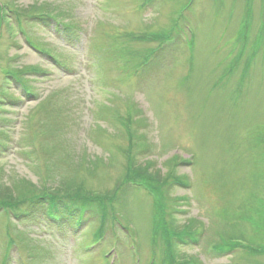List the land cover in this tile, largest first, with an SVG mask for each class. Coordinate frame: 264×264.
Masks as SVG:
<instances>
[{
	"label": "rangeland",
	"instance_id": "rangeland-1",
	"mask_svg": "<svg viewBox=\"0 0 264 264\" xmlns=\"http://www.w3.org/2000/svg\"><path fill=\"white\" fill-rule=\"evenodd\" d=\"M0 4L25 14L44 5L56 16L0 24V196L25 181L42 187L45 174L56 188L119 192L114 217L129 229L114 221L92 246L96 211L51 221L45 199L16 218L3 206L0 264H168L166 248L173 264H264V0ZM159 33L171 39H151ZM130 105L133 135L122 122ZM173 156L193 163L169 167ZM157 170L183 180L163 186ZM129 173L154 179L164 205L126 183ZM157 221L196 241L166 246ZM233 238L234 252L212 250Z\"/></svg>",
	"mask_w": 264,
	"mask_h": 264
},
{
	"label": "trees",
	"instance_id": "trees-1",
	"mask_svg": "<svg viewBox=\"0 0 264 264\" xmlns=\"http://www.w3.org/2000/svg\"><path fill=\"white\" fill-rule=\"evenodd\" d=\"M28 14H25L23 12H21L18 9H14L11 8V6L8 4L6 6H1L0 5V24H2V22H4L6 19L9 18V16L11 15V13L9 14V12H13V14H16V16L20 19L22 16H24L25 18L29 17L32 20H40L42 22H45L47 19H54L56 16L54 14H52L50 11V9L44 5H40L37 8H31L29 9ZM27 15V17H26ZM169 36L167 34H152L151 39L155 40V41H159L160 39L162 40H166L168 39ZM148 40H150V38H146ZM32 45L34 47H36L37 49L40 50V47L36 46L35 44ZM39 69H36V71H38ZM20 73H24V71L22 70H18L16 71V76L19 75ZM34 73V72H33ZM10 74H13V76H15L14 72H10ZM15 76V77H16ZM26 91L28 90V87H25ZM129 115L126 119L122 120V122L124 123V127L126 128V130L128 131V133L130 135H133L132 132V127L134 125V121H133V109L130 108L129 110ZM122 117L118 116L117 120H120ZM121 121V120H120ZM126 131V133H127ZM33 138V137H32ZM32 138H30V143H32ZM132 141V138H131ZM130 143V142H129ZM129 153L132 155V149H130ZM42 154V159L45 161V163H47V161L45 160V156H43V149L42 146L40 145V149L38 152V156H40ZM79 159V157L77 158ZM82 162H80V165L82 166V168L86 167L89 168L90 165H93L94 162H92L91 158L88 155L82 156ZM178 157L173 156L169 161L167 162V166L169 167H175L174 164L177 163V165L179 164H189L190 161H186V160H182L177 162ZM81 161V160H79ZM169 163H172V165H168ZM150 164V161H149ZM79 165V164H78ZM96 166L98 164H95ZM99 167V165H98ZM175 169V168H174ZM159 173L162 178L160 177ZM156 173V179L157 182L160 184L162 183L163 186H166L169 184V186L172 185V183H174L173 181H181L183 180V178L180 177H176L174 174V171H168L166 174H163L161 171L157 170ZM144 176V175H143ZM140 176H133L131 175V173L127 174V177L125 179V182H132V183H137L140 185H144L146 186V188L149 190L148 192H150L153 196H154V200L156 206H160V205H164L162 204L163 201L161 199H159V196H163V192L162 191V187L159 186H154V179H150V177L144 176V177ZM146 177V178H145ZM176 183H179V182ZM184 183V184H183ZM182 184L189 186V184H187L184 180ZM154 184V185H153ZM23 187L21 186L19 188V186H17L14 189H7L6 190V194L5 196H0V208H2L3 206L6 207V210H10L13 211L15 213V215L18 213H29L30 211H32V207L33 206H37L40 203H43L42 200L45 199L44 203H47L48 207H46L48 210V214L49 215H54L53 218H65V217H71L72 215H74L75 213H79L80 217H83L84 215V211L85 210H91V212L94 214V211L98 213H100V217H101V222L98 224V228L97 230L94 232V236H93V240L94 242L96 241H100L102 240L105 236V233L107 230H114V221H118V219L114 217V210H115V202L117 200L118 197V193L119 192H110L107 193L106 196H102L103 194H101V192H97V194L92 190V189H88L84 186V184H79L76 185L78 187H72L68 184H66V186H64L63 188H60V186H58L59 188L53 187L50 185V179L47 177V174L44 175V182L42 187H39L38 185H34L33 182L31 181H25L23 184ZM52 192H51V191ZM92 190V191H91ZM165 200V199H164ZM158 201V202H157ZM28 203V205H30L31 208L28 209H22V206L24 204ZM95 204H97V208H95ZM93 208H95L93 210ZM23 210V211H22ZM56 214H60L59 216ZM110 214V215H109ZM165 214V213H164ZM119 222V221H118ZM161 221H157L155 227H154V233L155 235L158 237H164L165 240V245L166 246H170L171 243L174 247H176V243L177 241H184L185 237L187 238H191L192 237H196L195 234H183L181 232H177L175 233L173 236H170L167 234V230H165V228H163V225L160 223ZM117 229V228H116ZM193 233V231H192ZM166 235H168V237H165ZM171 238V239H170ZM241 238H233V240H229L228 243L226 244V246H219L218 248H222L220 250H224L227 252L233 251V249H236L238 247V241ZM194 241H196V238H194ZM154 244V243H153ZM261 246V250L262 253H264V245H258ZM153 248L156 249V245H153ZM165 252V258L168 264H173V257L175 255L174 251H171V249L166 248V250H164ZM178 257V256H177Z\"/></svg>",
	"mask_w": 264,
	"mask_h": 264
}]
</instances>
